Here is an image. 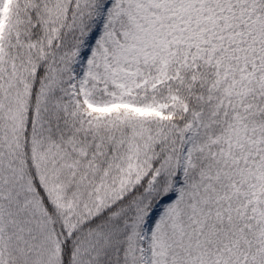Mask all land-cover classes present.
Here are the masks:
<instances>
[{
    "label": "snow or ice",
    "instance_id": "snow-or-ice-1",
    "mask_svg": "<svg viewBox=\"0 0 264 264\" xmlns=\"http://www.w3.org/2000/svg\"><path fill=\"white\" fill-rule=\"evenodd\" d=\"M0 264H264V0H0Z\"/></svg>",
    "mask_w": 264,
    "mask_h": 264
}]
</instances>
